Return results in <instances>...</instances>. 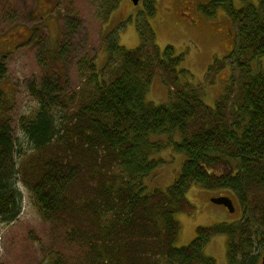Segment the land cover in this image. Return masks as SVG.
I'll list each match as a JSON object with an SVG mask.
<instances>
[{"label": "trees", "instance_id": "trees-1", "mask_svg": "<svg viewBox=\"0 0 264 264\" xmlns=\"http://www.w3.org/2000/svg\"><path fill=\"white\" fill-rule=\"evenodd\" d=\"M36 1L0 0V22ZM105 1L99 13L107 22L118 0ZM74 2L64 3L70 14L63 9L58 15L62 41L38 54L42 75L31 88L37 103L18 123L28 149H17L11 97L0 82V220L10 224L20 216L21 184L55 240L75 247V256L52 257L38 240V264H216L204 250L217 235L228 238L229 264H257L251 253L264 242V74L254 64L264 58V0L259 6L246 0L238 9L219 1L237 42L207 78L212 83L227 62L237 75L214 106L181 83L183 55L170 45L161 49L145 18L138 47L128 49L108 35L105 65L82 59L81 84L69 91L62 70L82 26ZM158 74L170 90L161 105L146 100ZM169 149L186 156L181 175L166 190L150 191L145 181L165 164L156 156ZM192 187L228 190L242 218L199 227L188 246L177 247V214L198 209L187 198Z\"/></svg>", "mask_w": 264, "mask_h": 264}, {"label": "rangeland", "instance_id": "rangeland-1", "mask_svg": "<svg viewBox=\"0 0 264 264\" xmlns=\"http://www.w3.org/2000/svg\"><path fill=\"white\" fill-rule=\"evenodd\" d=\"M260 1L250 0V4L259 6ZM47 3L48 0L30 2L21 13L0 22V62L5 68V74L0 75V82L1 87L8 91L11 97L8 116L18 150L21 146L23 149L29 148L18 123L20 117L30 113L37 103L31 88L39 82L42 75L38 54L46 47L55 49L58 42L62 41L66 31L62 29L63 19L58 15L63 8L70 14L68 6H60L54 13V21L49 17L50 13H44L43 8ZM234 4L236 7L242 6L239 2ZM99 7V3H91L89 0L76 1L73 6L82 20V26L74 38L70 60L62 70L68 78V89L71 92L76 91L81 84L78 62L90 58L95 61L98 68H102L108 57L107 37L110 34L118 37L119 44L128 49L138 47L141 41L138 25L145 19L154 29L156 44L161 49L170 45L175 49V55H183L180 71L186 72L180 74L181 83L195 89L206 104L214 106L237 75L231 63L227 62L224 70L215 76L212 83L207 78L209 68L216 61L227 58L235 49L237 42L235 26L222 13L214 18L196 14L183 16L177 12L175 4L171 5L162 0L154 16L145 18L144 15H140L138 18L133 15L140 11V8H136L127 16L126 12L130 6L126 0H122L118 10L112 12L105 23L100 18ZM33 11L34 15L31 17ZM257 63L261 67L256 65ZM254 65L255 69L260 68L256 73L264 74V58L255 61ZM169 95V88L164 85L161 75L158 74L147 94V102L155 105L165 104L169 102ZM156 158L163 159L165 164L145 181L150 191L154 188L166 190L172 186L180 177L182 165L186 160L185 155L176 154L172 149L163 151ZM19 189L23 194L20 216L10 224L0 220V264H38L41 261L37 250L38 240L44 249V255L52 251V257L75 256V247H65L55 240L51 226L43 222L27 189L21 184ZM228 192L225 189L209 190L201 187H192L188 191L187 198L198 209L194 215L177 214L180 224V232L175 243L177 247L188 246L196 238L199 227L219 223L232 224L242 218V210L237 202L235 203L237 210L234 213L227 211L223 205L212 202L211 199L229 195ZM227 248V236L217 235L211 239L204 253L214 258L216 264H229ZM251 256H257V264H262L264 242L254 246Z\"/></svg>", "mask_w": 264, "mask_h": 264}, {"label": "flooded vegetation", "instance_id": "flooded-vegetation-1", "mask_svg": "<svg viewBox=\"0 0 264 264\" xmlns=\"http://www.w3.org/2000/svg\"><path fill=\"white\" fill-rule=\"evenodd\" d=\"M65 1L66 0H48L47 5L43 8L44 13L45 14L50 13L51 16H49V15L48 16L52 17L55 21V14L54 13H55L57 8L59 9L60 6H64ZM74 1L76 2L79 0H74ZM89 1L91 3L95 2V4L99 3L100 6L103 5L104 2L106 3L105 0H89ZM163 1H166V2L170 3L171 5L175 4L177 7V12L179 14L181 13L183 16H187V15L189 16V14L190 15L196 14V15H206V16L210 17V12H208V11L211 10L212 15L218 16L220 13H222L228 18L226 11H225V7L219 6L220 5L219 1H221V0H163ZM229 1L233 2V5L235 6V8L238 9V8H242L245 6L244 1H246V0H229ZM121 2H122V0H118L117 8L114 11L118 10V8L121 5ZM126 2L130 6V9L126 12L127 16L130 12L135 11L136 8H140V11L135 12V15H133V16L134 17L137 16L139 18V17H141L140 15H144V17L146 18L149 16L150 7H152L154 9L155 13L157 12V10H159L160 4L162 3V0H140L138 5H133L131 0H126ZM235 2L241 3L242 6L236 7V5L234 4ZM157 4L159 5V7ZM102 7H104V6H102ZM122 11H124V9H122ZM206 16H203L204 19L205 18L207 19ZM196 24H197V22H196ZM224 196L229 197V195H224ZM232 201H233V204L235 206V209L237 210V207L235 205L236 202L233 199H232ZM224 208L227 211H229L225 206H224Z\"/></svg>", "mask_w": 264, "mask_h": 264}, {"label": "water", "instance_id": "water-1", "mask_svg": "<svg viewBox=\"0 0 264 264\" xmlns=\"http://www.w3.org/2000/svg\"><path fill=\"white\" fill-rule=\"evenodd\" d=\"M133 5H138L140 0H131ZM213 203L218 204V205H223L225 206L231 213H234L235 208L234 204L231 198L227 196H220L211 199ZM263 264H264V257H263Z\"/></svg>", "mask_w": 264, "mask_h": 264}]
</instances>
